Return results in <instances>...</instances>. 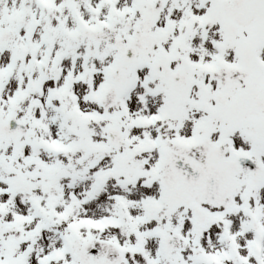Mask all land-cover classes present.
<instances>
[{"label": "snow or ice", "instance_id": "6c2138e0", "mask_svg": "<svg viewBox=\"0 0 264 264\" xmlns=\"http://www.w3.org/2000/svg\"><path fill=\"white\" fill-rule=\"evenodd\" d=\"M0 264H264V0H0Z\"/></svg>", "mask_w": 264, "mask_h": 264}]
</instances>
